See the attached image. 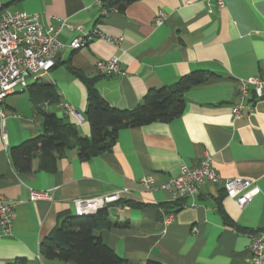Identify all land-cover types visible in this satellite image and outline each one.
Segmentation results:
<instances>
[{"label": "crops", "instance_id": "0c3cea01", "mask_svg": "<svg viewBox=\"0 0 264 264\" xmlns=\"http://www.w3.org/2000/svg\"><path fill=\"white\" fill-rule=\"evenodd\" d=\"M0 2L10 11L36 13L45 28L64 19L119 39L111 44L93 38L73 50L68 43L77 31L61 30L57 38L63 47L54 66L36 83L30 80L27 88L3 99L0 199L13 205L15 216L9 233L0 227V264H76L42 259L40 241L73 215L72 199L119 188L127 191L107 211L126 226L100 232L119 257L134 264H254L248 233L264 231V94L258 98L250 90L237 119L232 105L238 100L236 79H264V0H224L223 7L213 0H135L112 10L103 0ZM103 8H109L105 15ZM159 10L165 16L157 24ZM111 57L118 58L120 71L97 74L95 63ZM195 70L213 77L183 93V110L170 121L119 129L112 149L88 160L67 149L54 171L40 168L37 157L28 172L13 168L9 149L43 131L35 104L88 137L86 78L110 105L131 109L149 89H169ZM59 101L77 109L83 121L76 124L57 106ZM205 155L222 178L254 181L247 205L239 208L227 197L221 181L206 182L195 195L174 200L159 188L178 174L180 165L192 167ZM144 176L153 180L149 189L140 182ZM32 189H53L52 200H30Z\"/></svg>", "mask_w": 264, "mask_h": 264}, {"label": "built area", "instance_id": "2783aa9c", "mask_svg": "<svg viewBox=\"0 0 264 264\" xmlns=\"http://www.w3.org/2000/svg\"><path fill=\"white\" fill-rule=\"evenodd\" d=\"M218 7H223L224 0H213ZM100 2V0H99ZM114 8H110L112 10ZM109 9L103 8L102 14H107ZM165 14L157 11L155 22L161 23ZM67 29L77 31L68 43L69 47L77 50L93 39L100 38L111 44H116L119 39L102 32L94 26L84 31L81 25H73L66 20H61L55 27H43L36 13L25 11H10L0 2V105L3 99L9 95L21 91L28 86L29 80L40 79L55 64V58L63 47L57 38L58 33ZM95 71L99 75H112L120 71L118 58L111 57L98 60L95 63ZM237 101L232 105V118L237 119L244 107L251 90L255 97L264 94V79L256 76L236 79ZM57 106L65 114L73 117L76 124L83 121L81 113L69 104L59 101ZM0 116L3 110L0 106ZM2 141L6 142L7 136L2 133ZM152 178L144 176L141 184L149 189L152 187ZM222 182L224 194L233 199L239 208H243L253 198L255 189L253 180L243 177L222 178L212 167V158L205 155L200 161L189 167L180 165L176 176L170 177L159 184V188L168 191L171 199L193 196L206 183ZM126 188H119L110 193L89 197H76L72 199L73 215L84 216L95 214L99 209L115 205L119 202L121 194ZM53 197V189L30 190V200H49ZM13 205L0 199V227L4 233H9L14 219ZM249 251L250 259L254 264H264V231L250 232Z\"/></svg>", "mask_w": 264, "mask_h": 264}, {"label": "trees", "instance_id": "16d2710c", "mask_svg": "<svg viewBox=\"0 0 264 264\" xmlns=\"http://www.w3.org/2000/svg\"><path fill=\"white\" fill-rule=\"evenodd\" d=\"M132 1L135 0H103V5L122 9ZM212 77L209 72L192 71L183 75L169 89L164 87L149 89L138 105L131 109H120L110 105L97 93L93 80L86 78L85 116L90 126V135L79 136L75 124L65 123L55 113L44 111L41 109L42 105L35 104L34 110L42 118L43 131L9 149L11 164L18 172H28L31 170L32 158L37 157L40 168L54 171L58 157L67 149H74L80 160H88L109 152L115 144L119 129L170 121L183 110V93ZM38 80H35V83ZM53 99L57 101V96L54 95ZM176 206L181 204L176 203ZM115 226H126V223L109 218L107 207L99 209L92 215L65 216L50 234L40 241L39 256L49 261H72L76 264H134L119 257L102 241L100 232ZM136 264L161 263L143 260Z\"/></svg>", "mask_w": 264, "mask_h": 264}, {"label": "rangeland", "instance_id": "374dc122", "mask_svg": "<svg viewBox=\"0 0 264 264\" xmlns=\"http://www.w3.org/2000/svg\"><path fill=\"white\" fill-rule=\"evenodd\" d=\"M30 81V80H29ZM30 83V82H29Z\"/></svg>", "mask_w": 264, "mask_h": 264}]
</instances>
